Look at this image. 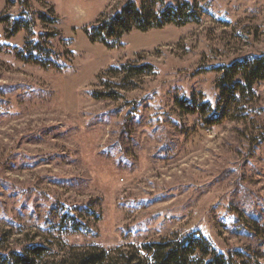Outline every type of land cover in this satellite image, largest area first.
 <instances>
[{
	"label": "rangeland",
	"instance_id": "374dc122",
	"mask_svg": "<svg viewBox=\"0 0 264 264\" xmlns=\"http://www.w3.org/2000/svg\"><path fill=\"white\" fill-rule=\"evenodd\" d=\"M184 2L190 23L132 29L108 45L88 36L128 3L153 17ZM14 18L32 41L54 35L57 64L23 60L30 32L11 37L0 22V253L145 257L142 245L191 234L264 264V82L245 119L232 110L204 126L219 67L264 55V0H0V19ZM123 64L152 71L137 77ZM110 89L121 97L92 95ZM181 99L210 113L188 114Z\"/></svg>",
	"mask_w": 264,
	"mask_h": 264
},
{
	"label": "trees",
	"instance_id": "16d2710c",
	"mask_svg": "<svg viewBox=\"0 0 264 264\" xmlns=\"http://www.w3.org/2000/svg\"><path fill=\"white\" fill-rule=\"evenodd\" d=\"M38 18L45 21V15L42 13L38 15ZM196 18L197 14L186 2L182 6L161 7L153 17L146 9L137 7L134 3H128L108 20L93 27L88 36L92 41L108 45L110 41H118L124 33L132 29L145 31L169 23H190ZM0 22L5 24L4 30L8 36H15L23 28L30 32L25 41L24 52L21 53L23 60L42 67L57 64L52 61L49 55L51 51L47 48L49 39L54 35L38 34L37 39L32 41L30 37L34 34V30L29 29L28 21L21 22L14 18L7 22L5 19H0ZM219 70L220 75L217 81L219 99L217 106L213 109V115L204 121V126L224 120L227 113L232 110L237 111V115H233L235 118L245 119L248 116V113L240 112L243 111V103L249 101L252 95L254 97V86L264 82V55L235 61L230 65L219 67ZM120 71L139 77L151 74L152 67L148 64H123ZM92 95L97 100L121 97L114 89L107 92L93 91ZM178 107L188 114L202 113V115L209 114L211 109L206 102L197 106L186 99L178 100ZM140 251L144 252L145 257L139 255V250L135 255H128L121 250L108 251L96 247L72 249L64 259L53 263L45 258L43 247L32 246L22 252L0 253V264H260L242 255L240 258L237 254L219 252L204 237L191 234L144 244Z\"/></svg>",
	"mask_w": 264,
	"mask_h": 264
}]
</instances>
